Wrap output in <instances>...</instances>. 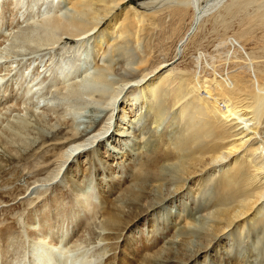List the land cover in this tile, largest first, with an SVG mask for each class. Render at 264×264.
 I'll return each mask as SVG.
<instances>
[{
    "label": "bare ground",
    "instance_id": "obj_1",
    "mask_svg": "<svg viewBox=\"0 0 264 264\" xmlns=\"http://www.w3.org/2000/svg\"><path fill=\"white\" fill-rule=\"evenodd\" d=\"M140 1L145 8H151L150 14L138 15L132 5L134 0H0V152L18 155L38 141L39 135L31 136L33 117L44 124L67 127L51 144L62 139L63 145L70 141L63 146L54 167L37 178L24 196L33 193L39 200L52 185H61L24 220V234L14 226L0 227V264L112 263L109 258L104 260L110 241H103L120 239L119 232L110 236L117 228L108 226L118 213L111 211L104 217L107 210L103 207L101 213L95 194L106 195L107 202L115 208L122 193L135 189L143 192L145 187L150 188L148 182L167 180L160 168L169 160L180 163L177 174L170 178V194L185 189L188 195V189L193 192L195 188L191 182L196 187L203 186L207 183L204 180L210 177L208 181L212 183L218 174L214 182L217 201L213 226L217 234L237 223L240 229L245 228L247 221L240 222L251 214L252 226L264 222V32L256 47L248 48L244 41L254 36L253 26L264 27V0ZM126 3L121 16L109 28L119 30L103 31L101 39L93 44L104 20L116 18V9ZM216 7L219 9L213 13ZM212 13L217 21L224 19L226 29L229 16L242 13L230 37L244 52L239 51L240 56L229 62L221 58L217 63L195 56L190 60L191 67L184 66L190 44ZM227 36L224 31L221 38ZM104 43L108 48L101 65L92 64V48H103ZM171 46L174 53L168 56ZM136 48L139 71L123 76L115 87L107 74L116 69L121 56L132 63L130 55ZM203 48H194L195 54ZM12 56L15 58L10 59ZM73 98H82L84 104L104 103L108 114L95 129L83 133V108ZM122 100L126 107L121 109L124 113L120 125L126 124L128 107L135 116L147 113L157 126L177 107L182 128L172 147L165 148L160 137L152 134V143H157L153 148L157 150L148 152L147 160L129 165L125 177L111 171V178L106 180L109 176H105L96 183L89 171L84 174L81 165L74 168L72 163L83 152H98L100 143L110 140L115 111ZM124 124L122 127H126ZM236 136L238 140L246 138L243 145L237 146L244 152L225 162L234 153L237 139L231 138ZM45 145L42 140L35 150L39 152ZM97 158L102 160L99 154ZM217 167L219 170L214 169ZM69 175L75 177L76 188L66 183ZM188 181L191 186L186 188ZM63 186L70 187V196L60 194ZM167 196L168 192L164 200ZM217 236L211 234L210 242ZM94 238L98 241L92 243ZM125 242L134 254L136 239L126 238ZM151 247L152 244L148 249Z\"/></svg>",
    "mask_w": 264,
    "mask_h": 264
},
{
    "label": "rangeland",
    "instance_id": "obj_2",
    "mask_svg": "<svg viewBox=\"0 0 264 264\" xmlns=\"http://www.w3.org/2000/svg\"><path fill=\"white\" fill-rule=\"evenodd\" d=\"M141 2L140 0H134V4H132L137 14H150L152 11L151 8H145L141 5ZM67 4L71 5V2H67ZM127 4H123V6H119L116 9V18H110L109 16L104 20L102 28L92 39L93 44L101 39L105 31L117 32L119 30L118 27L110 30L109 28H111L115 19L121 16ZM218 9L219 7H216L214 9L215 11L212 10L213 13ZM213 13L208 15L209 17L200 30V34L190 44L188 54L185 55L186 57L183 56L186 59L183 62L184 66L191 67L192 63L190 60L195 58V56L202 58L207 56L206 59L208 58L210 62L217 63L222 59L225 62H229L240 56L239 51L244 52L243 49L237 48L231 42L233 37H230L233 31L237 30L239 26L242 13L233 15L232 17L229 16L230 18L228 19L231 21L229 20L230 25L227 29L223 25L224 19L219 18V21H217ZM258 25H256V28L253 26V29H255L254 31L252 29L254 36L248 38V41L247 38L244 40L248 48L256 47L260 36L264 32V27ZM224 31L227 32L228 36L222 39L221 37L224 35ZM115 34L113 33V36ZM92 43L90 45L93 46ZM198 46L204 48L196 55L194 48ZM96 48V50L92 48L95 59L92 60V64L101 65L108 44L104 43L103 48L101 46ZM170 50L171 54L168 56H173L174 47L171 46ZM130 57L131 59L133 58L132 63L121 56L116 65V69L107 74L108 81L115 83V87L121 83L123 76H127L131 72L137 73L139 71L138 62H136L139 57V49L136 48ZM9 58L14 59L15 57L12 56ZM115 58L118 57L116 56ZM121 62H124V68H122ZM72 100L78 107L83 108L80 121V131L83 133L95 129L99 122L104 119L105 115L107 116L108 114V111L104 110V103H101L103 104L101 105L100 103L89 101L84 104L85 101L82 98H73ZM118 103L120 105H118L115 111L116 121L114 123H116L111 130L112 135L110 140L104 139L98 146V152H96V149L94 152L91 150L83 152L79 155V159L77 157L72 163L74 168L80 167L81 165V168L84 169V174L89 171L96 183L102 180L103 177L109 176L111 171H115L114 173L118 175L117 177L121 175L125 177L129 165L138 164L147 160V153L157 150V147L153 148L157 146V143L156 141L152 143V134H155V138L160 137L159 139L163 141L165 148L167 146L172 147L174 139L178 136V132L182 128V123L179 124L177 120L179 112L177 107L170 110L168 117L158 126L157 124H152L147 113H143V117L137 114L135 116V112H131V109L128 107L126 109L128 118L126 124L123 123L126 127H122L123 124L120 125V117L124 112L121 109L122 107H126V103L123 100ZM98 104L101 107H98ZM134 118L137 119L133 121ZM139 118L140 120L137 122ZM32 120V124L30 125L31 136L36 138L39 135L38 141L27 151L22 150L18 155L0 152V227L3 225L14 226L19 234H24V222L32 210L37 207L38 203L40 204L41 201L48 200L49 196L58 192L57 190L61 185L59 184L60 186H57L56 183L52 185L47 193L40 195L39 200L33 197L34 195L32 196L33 193L28 197L24 196L27 194L30 186L38 180L37 178L44 177L54 167L63 146L70 142L63 145L61 144V141H64L62 139L59 140L60 143L51 144L55 137L62 134V129H67L65 125H57L55 127L51 123H41L34 117ZM237 138L236 136L231 139ZM245 139L236 140L233 150L234 153L232 152L229 159L227 158L225 162L230 161V159L234 160L235 156L244 152V148L239 149L237 146L243 145ZM42 140L46 141V145L38 152L35 149L39 147V143ZM97 154H99L102 160H98ZM77 162L78 164H76ZM179 168L180 163L176 160L164 162L162 168H160V172L166 176L167 180L148 182V187L150 188L145 187L146 191L144 190L143 192L138 193L137 189H135L127 193H122L118 199V205L115 208L112 203L109 204L107 202L108 197L106 195L103 196L101 192L95 194V199H93L97 200V205L99 202L98 209L101 213L103 207L107 210L104 217H106L107 213L109 215L111 211L119 214L115 218L110 219L112 221H109L108 226L112 229L117 228L115 233L110 234V236L115 237L117 236V232H119L121 234L119 236L120 239H117L118 241L114 239L103 241L105 244L110 241L107 244L108 251H106L104 260L108 258L112 260V263L107 262V260L105 264H264V222L260 224L261 226L258 224L260 227L257 224L255 227L252 226L249 222V219L253 216L251 214L240 222L241 225L247 221L245 228L240 229V227H237L239 226V223H237L238 225L236 224L233 228L227 227L225 233L217 234V231L214 232L213 226L215 224L214 208L217 201L214 182L218 180V174L212 183L208 181L210 177L204 180L203 183L205 181L207 183L203 186L199 185L196 187L191 182L195 188L193 192L188 189L190 191L188 195H185V189H182L181 192L179 191V194H170V178L177 174ZM214 169L219 170L218 167ZM109 178L111 176L106 180ZM66 179V183L68 181L72 187H77L75 177L69 175ZM123 183H126V181ZM191 183L188 181L185 187L189 188ZM191 188L193 189V187ZM62 192L70 196L72 191L69 186H63L60 194ZM167 192L169 196L164 200ZM30 196L31 198L29 199ZM31 199L33 202H28ZM121 208L126 211L121 213ZM96 231L98 230L96 229ZM211 234L219 236L210 242ZM131 237H134L137 241L134 254L129 252L127 245L125 246V239ZM96 241L98 239L94 238L92 243ZM206 242H210L208 247H206ZM151 244L152 247L149 250L148 248ZM146 254H151L149 259L146 258ZM195 254L196 256H194Z\"/></svg>",
    "mask_w": 264,
    "mask_h": 264
},
{
    "label": "built area",
    "instance_id": "obj_3",
    "mask_svg": "<svg viewBox=\"0 0 264 264\" xmlns=\"http://www.w3.org/2000/svg\"><path fill=\"white\" fill-rule=\"evenodd\" d=\"M205 62H206V58H204ZM207 65V64H206ZM208 66V65H207ZM209 69L213 70V66H208Z\"/></svg>",
    "mask_w": 264,
    "mask_h": 264
}]
</instances>
